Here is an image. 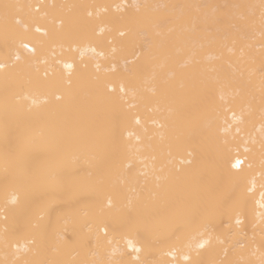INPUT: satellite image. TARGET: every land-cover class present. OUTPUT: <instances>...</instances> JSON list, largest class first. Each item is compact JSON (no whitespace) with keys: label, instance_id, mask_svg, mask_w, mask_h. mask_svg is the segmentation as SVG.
Instances as JSON below:
<instances>
[{"label":"bare ground","instance_id":"1","mask_svg":"<svg viewBox=\"0 0 264 264\" xmlns=\"http://www.w3.org/2000/svg\"><path fill=\"white\" fill-rule=\"evenodd\" d=\"M0 264H264V0H0Z\"/></svg>","mask_w":264,"mask_h":264},{"label":"snow or ice","instance_id":"2","mask_svg":"<svg viewBox=\"0 0 264 264\" xmlns=\"http://www.w3.org/2000/svg\"><path fill=\"white\" fill-rule=\"evenodd\" d=\"M4 7L7 9L8 7H10L9 5H4ZM201 247H203V245H201Z\"/></svg>","mask_w":264,"mask_h":264}]
</instances>
